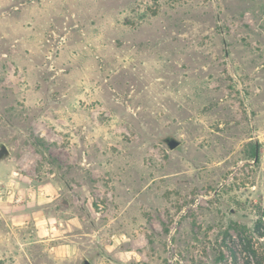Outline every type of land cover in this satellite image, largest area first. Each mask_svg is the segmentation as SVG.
I'll list each match as a JSON object with an SVG mask.
<instances>
[{
	"label": "rangeland",
	"instance_id": "374dc122",
	"mask_svg": "<svg viewBox=\"0 0 264 264\" xmlns=\"http://www.w3.org/2000/svg\"><path fill=\"white\" fill-rule=\"evenodd\" d=\"M2 144L0 264H264V0H0Z\"/></svg>",
	"mask_w": 264,
	"mask_h": 264
},
{
	"label": "water",
	"instance_id": "95a60500",
	"mask_svg": "<svg viewBox=\"0 0 264 264\" xmlns=\"http://www.w3.org/2000/svg\"><path fill=\"white\" fill-rule=\"evenodd\" d=\"M167 144L171 150L175 149L180 145V141L176 138H168ZM10 151L5 144L0 146V161L3 160L5 157L9 156ZM84 264H91L88 260H85Z\"/></svg>",
	"mask_w": 264,
	"mask_h": 264
},
{
	"label": "trees",
	"instance_id": "16d2710c",
	"mask_svg": "<svg viewBox=\"0 0 264 264\" xmlns=\"http://www.w3.org/2000/svg\"><path fill=\"white\" fill-rule=\"evenodd\" d=\"M259 236H264V233H262V232H261V233H259ZM249 244L251 245V243H250V242H249ZM251 246H252V245H251ZM251 246H249V247H248V246H246V249H248V251H249V252H252V253H254V254H255V252H256V251H255V250H252Z\"/></svg>",
	"mask_w": 264,
	"mask_h": 264
}]
</instances>
